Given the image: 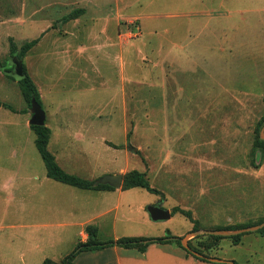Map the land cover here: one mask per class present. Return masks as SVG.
<instances>
[{
	"label": "rangeland",
	"instance_id": "374dc122",
	"mask_svg": "<svg viewBox=\"0 0 264 264\" xmlns=\"http://www.w3.org/2000/svg\"><path fill=\"white\" fill-rule=\"evenodd\" d=\"M117 7L123 43L116 38L114 46L92 50L80 60L89 79L70 69L63 54H48L54 36L70 38L73 47L101 43V21L112 18ZM81 8L87 10L85 23L65 27L64 17ZM23 9L29 22L25 26L1 23L18 19ZM46 21L54 27L47 30ZM109 32L114 34L115 28ZM37 39L39 44L22 61L40 87L37 103L52 130L49 150L64 171L91 179L107 171L137 170L158 193L124 191L119 209L110 211L118 204L117 195L95 204L86 195L66 191L59 193L56 215L27 217L26 225H62L77 221L71 212L86 219L101 211L106 212L103 217L87 223L99 229L100 243L189 235L197 245L195 238L206 240L209 230L264 219V150L254 147L264 120V0H0V120L15 123L0 125V149H16L28 135L40 158L35 134L24 127L36 99L29 105L21 81L10 76L17 57H11V41L20 51ZM63 119L73 123L66 133ZM4 134L17 137L6 142ZM39 162L45 176V164ZM153 205L190 210L199 223L195 232L201 234L194 235V222L181 213L153 221L147 210ZM5 207L0 203V215ZM18 210L12 203L9 220L2 221L0 264H42L47 258L60 262L75 251L78 230L29 228L30 234L22 235L13 229L22 224ZM51 233L56 242L49 241ZM249 238L243 237L240 247L224 240L210 258L242 260L255 248L264 250V243L250 246ZM109 247L87 253L103 257L86 255L84 260L106 264Z\"/></svg>",
	"mask_w": 264,
	"mask_h": 264
},
{
	"label": "crops",
	"instance_id": "0c3cea01",
	"mask_svg": "<svg viewBox=\"0 0 264 264\" xmlns=\"http://www.w3.org/2000/svg\"><path fill=\"white\" fill-rule=\"evenodd\" d=\"M76 11H78L80 14L75 19L66 20V21L64 20L66 17H64L63 19L62 24L65 25V27H67L68 29L69 27H79L83 23H85V22H82V18L86 15V12H87L86 8H81ZM116 12L117 13L114 14L112 17L113 18L112 21H110L112 18L102 19L101 25H100L101 26L100 37L97 38V40H100L101 43H98V45H94L90 47V45L85 46L83 45L84 44L83 43V44H78V46L76 47H73V46H70V42H71L70 38L63 40V39H60L54 36L53 39H50V42H49L50 48H49L48 54L54 55V56H58L59 53L63 54L65 56V60L69 63L70 69L72 70L74 69L78 71L81 77L89 79V74L84 68H82V62H81L84 59H88V56L90 54L89 52L92 50H96V51L103 50L107 44L114 46L116 43L115 41L116 38H118L120 43H123L121 40L120 32H119V26L121 24V9L117 7ZM37 13L38 11H35L34 15H36ZM21 16H19L18 19H10V20L3 21L1 23L2 24L11 23V24H16V25L18 24L20 26H25L27 23H29L25 19V16H26L25 9L22 10ZM46 24L48 25L47 30L48 28L51 29L54 27V25H50L49 21H46ZM111 26L115 28L114 34L109 32ZM116 28L118 30L117 32H116ZM65 30H66L65 34L68 35V32H70V30L68 31L67 29ZM114 35H117V37H115ZM97 73L99 74L98 71ZM31 79L35 83L37 89L40 88L38 84L34 81V79L33 78ZM38 91L40 90L38 89ZM14 124L15 123H13L12 120H5V119L0 120V125L13 126ZM60 124L66 127V128H63V133H66L68 131L67 129L68 126L72 125L73 123H72V120L63 119L62 123ZM79 124L83 125V123L81 122H79ZM45 125L51 130L50 126L47 124V121L45 122ZM24 127L34 133V131L31 129L30 118L29 120L25 121ZM1 136L5 138L4 140L6 142L13 141L17 137L16 135H13V134L12 135L4 134ZM76 136L81 139L83 138V137H80L79 134H76ZM51 138H52V130H51V137L49 139V144H50ZM49 144H48V149H49ZM11 147H14V145H11ZM53 155L56 159V162L58 163L57 156L55 154ZM40 159H42L41 155L39 158L35 150L32 149V136L28 138V135H26V144L21 143V145L16 147V149H13L11 151L9 149H0V203H4L6 206L5 207L6 210L2 211L0 215V220H1L0 234L4 230V225H2L3 224L2 221L7 222L9 220L8 219V216H10L9 207L12 203L16 202L19 206V210L17 211V215H18L17 220L22 222V224L13 226V229L19 228L22 235H24V233L30 234L29 233L30 231H27L29 228L31 229L40 228L41 229L42 227H46V228L51 229V228L62 226V227L75 228L76 230H78L77 231L78 243L76 245H78L81 242L82 243L87 242L88 240V235L86 233L87 223L95 222L99 220L101 217H103V215H105L106 212L98 211L95 214H93V216L88 217L86 219L83 217L79 219L80 216L76 217L77 215L71 212L70 217L78 218L77 221H72L71 223H66L62 225L34 224L31 226H28L24 223V221L27 219V217L29 218L32 217L33 219H35L37 217L41 218L42 215H44L45 218L47 219H51L52 216L56 215L58 212L57 210L58 199L59 197H61L59 196V193L60 195H62L66 191H68L67 193L71 192L73 196L76 195L80 197L81 195H86L88 198L87 201L90 202V200H92L94 201L95 204H98L99 202H103V201L110 200V199L112 200V198L116 197L117 195L118 204H116L113 209H109L111 211V210L119 209V202H121V196L123 195L124 191H128V190H122L121 189L122 187L120 189H116L112 187L113 189H106V190L80 189L81 192H76V190H72L75 187H72L69 185L68 187H70L71 189L59 187L58 183L60 182H57L49 178L47 175V169H46V175L42 176V174L40 173V168L37 167L40 164L39 162ZM58 164L61 167L60 163ZM61 168L63 169V167ZM121 172L122 170L107 171V173L105 174L106 175H116V174H120ZM100 178L94 177V178L87 179V180L97 181ZM62 185H66V184H62ZM29 206H33V207L30 209ZM153 206H158V205H153ZM139 208L140 210H143L144 207L142 205ZM165 210H169V209H165ZM173 216H171V218ZM38 234L39 236H41L40 233H36V236ZM49 236H50L49 241H51L53 238L51 243L56 242L57 240L56 235H52L51 233ZM245 236L250 237L249 238L250 240L248 242L250 246L252 245L258 246L259 244L264 243L263 234L253 233V234H247ZM139 237L147 238V235H142ZM173 237H176V236H173ZM173 237H168V238L174 239ZM152 238H167V237H152ZM241 245H245L243 240L241 244L236 245V246L240 247ZM107 249L108 250L106 251L107 253L110 254V256H109V261L106 260V264H218V263L205 262L202 260H198L194 258L193 256L189 255L186 251H184L183 249H181L175 244L154 243V244L149 245L144 252H140L136 248H123L120 246H111ZM89 252L90 251L85 252L86 254L84 252H81L80 254H78V257L76 259L77 264H95V263H92L90 260H84L86 258L85 257L86 255H88L87 256L88 259H90V257L91 258L92 257H95V258L103 257V256L92 254V253L87 254ZM216 257L218 259H221L227 262L236 261L242 264H256L258 262L257 264L259 263L264 264V263H261V259L264 257V250L262 247L253 249L251 255L247 256L246 259H242V260H237L233 257H228V256H224V257L216 256ZM47 259H50V258H47Z\"/></svg>",
	"mask_w": 264,
	"mask_h": 264
},
{
	"label": "trees",
	"instance_id": "16d2710c",
	"mask_svg": "<svg viewBox=\"0 0 264 264\" xmlns=\"http://www.w3.org/2000/svg\"><path fill=\"white\" fill-rule=\"evenodd\" d=\"M79 12L75 11L72 14H70L68 17H66L64 20H73L76 17H78ZM39 42V39L33 40L31 42L25 43L20 51L18 50V47L14 44L13 41H11L10 44V53L12 56H17L19 59H23L24 56L33 48L35 47ZM2 68V67H0ZM24 71L26 74V78L23 79L20 83L24 86L23 89V95L25 101L31 105V101L33 98L37 100V102L40 103V94L39 91L33 82V80L27 75L26 68L24 67ZM6 74H9L10 70L5 69ZM1 105V103H0ZM260 128L264 127V120L259 124ZM31 129L34 131L36 135L35 144L36 147L42 157V160L45 164V167L47 169V175L49 178L75 187L79 189H92V190H106V189H113L109 185H99L96 182L97 181H91L87 179H82L78 176L71 175L69 173H66L56 162V159L54 155L49 151L48 144L49 139L51 137V130L46 126H31ZM255 149H261L264 150V140L261 139L260 136H258L255 145ZM134 188H141L146 189L147 191L151 193H158L156 189H153L149 183V180L147 178V175L145 173H142L137 170H132L129 172H126L123 175V184H122V190H130ZM172 216L176 215L178 213H181L185 216H187L191 221L194 222V228L193 232L199 230V223L193 219V214L190 210H184L181 208H173L171 211ZM264 222V219L260 220L257 223L254 224H244V225H238V226H226V227H217L214 230H238V229H244L251 226H256ZM86 233L88 235V240L85 243H79L75 249V251L67 256L64 260L60 262H56L52 259H46L42 264H73V258H75L78 254L85 251H94V250H100L108 246H120L123 248H136L140 252H144L147 247L154 243H160V244H175L184 251H186L189 255L193 256L194 258L198 260H202L205 262H210V254L217 251L220 248V244L223 240H230L233 245H239L242 243V239L247 234H263L264 235V228L260 229L253 233H244L236 236L231 237H223V236H215V235H203V238H206V240H202L201 236L196 237L195 239H199L198 244L195 245L191 241L188 242L189 247L192 249L193 252L200 254L202 257H199L189 250H187L185 247H183L181 243V238L179 237H173L174 239L167 238H143V237H126L119 239L117 241H111L109 243H100L98 241V234L99 229L96 226L89 225L86 228ZM233 264H242L236 261L232 262ZM223 264H229V263H223Z\"/></svg>",
	"mask_w": 264,
	"mask_h": 264
},
{
	"label": "water",
	"instance_id": "95a60500",
	"mask_svg": "<svg viewBox=\"0 0 264 264\" xmlns=\"http://www.w3.org/2000/svg\"><path fill=\"white\" fill-rule=\"evenodd\" d=\"M12 62L14 64V71L10 73V76L15 78L17 81H22L23 79L26 78L23 61L19 59L18 57H15L13 58ZM32 113L33 115L30 120V125L31 126H44L45 121H46V115L42 107L37 103L36 100L32 101ZM261 134H262L261 138L262 140H264V127L262 129ZM96 183L99 185H109L113 188L120 189L123 184V174L105 175L102 178H100ZM147 210L153 221L169 220L172 216V213L170 212V210H165L159 206H150L147 208ZM263 228H264V222L259 225L251 226V227L244 228V229L229 230V231L209 230L206 233L210 235H215V236L231 237V236H236V235H240L244 233L256 232ZM199 234H201V232L194 233L195 236H198ZM188 241H189V235L184 238H181V243L183 247H185L187 250H189L193 254L199 257H202L200 254L192 251V249L189 247ZM209 261L213 263H218V264H223V263L233 264L232 262H227V261H224L218 258H209Z\"/></svg>",
	"mask_w": 264,
	"mask_h": 264
}]
</instances>
